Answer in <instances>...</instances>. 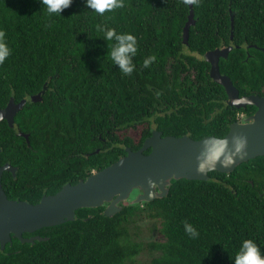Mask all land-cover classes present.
<instances>
[{
	"label": "trees",
	"instance_id": "16d2710c",
	"mask_svg": "<svg viewBox=\"0 0 264 264\" xmlns=\"http://www.w3.org/2000/svg\"><path fill=\"white\" fill-rule=\"evenodd\" d=\"M122 5L100 14L84 0H72L61 14H49L40 0H0V31L10 48L0 63V107L11 96L19 101L46 85L42 101L29 98L18 112V127L0 122V164L18 166L15 176L3 173L9 198L35 203L66 182L86 178L124 155L126 146L139 148L152 122L164 135L223 136L238 112L255 110L226 102L204 54L238 44L220 59L221 71L241 93L264 94V0H193L196 23L188 44V0ZM108 27L136 37L130 73L110 58L114 41L103 40L101 30ZM149 55L155 59L144 67ZM187 69L194 70L184 74ZM137 125V140L121 132ZM17 129L30 134V144ZM141 214L158 221L164 237L148 244L161 251L153 264H233L243 238L264 253V155L230 173L212 170L206 180H174L164 197L127 205L112 216L103 206L79 208L74 220L34 232L48 239L13 237L0 249V264H131L143 243L130 237L129 228ZM184 221L197 229L196 237L185 231Z\"/></svg>",
	"mask_w": 264,
	"mask_h": 264
},
{
	"label": "water",
	"instance_id": "95a60500",
	"mask_svg": "<svg viewBox=\"0 0 264 264\" xmlns=\"http://www.w3.org/2000/svg\"><path fill=\"white\" fill-rule=\"evenodd\" d=\"M188 2L190 12L183 29L185 44H188L190 27L196 23L193 0ZM233 31L234 14L231 13L232 34ZM231 48L217 47L205 52L210 63L209 75L225 88L228 104L236 107L252 104L257 108L252 114L233 121L223 136L164 135L154 128L138 149L127 147L126 153L116 161L75 183H64L56 192L42 195L35 203L8 197L2 182L3 173L10 171L16 175L18 167L10 162L0 164V249L12 243L13 237L31 243L48 239V236H25L24 233L74 220L79 208L103 206L104 214L112 216L127 205L164 197L174 180H206L212 170L230 173L241 163L264 155V95L240 96L231 77L220 71V57H226ZM30 99L40 100L41 92L31 95ZM26 102L27 98L16 102L10 97L7 104L0 107V122L6 120L14 126L16 113ZM21 135L28 137L29 134L22 132Z\"/></svg>",
	"mask_w": 264,
	"mask_h": 264
},
{
	"label": "clouds",
	"instance_id": "9594fccd",
	"mask_svg": "<svg viewBox=\"0 0 264 264\" xmlns=\"http://www.w3.org/2000/svg\"><path fill=\"white\" fill-rule=\"evenodd\" d=\"M72 2V0H40L41 5L49 14H61V10ZM85 5L103 14L106 9L122 7V0H84ZM103 40L114 41L110 49V58L118 66L122 73H130L133 70L132 56L136 54V37L129 32H117L114 28H102ZM10 54V48L6 42L5 34L0 31V63ZM155 59L149 55L143 60V66L147 67ZM185 231L192 237L198 235L197 229L189 222L184 221ZM233 264H264V253L251 238H243L239 243L234 256L231 258Z\"/></svg>",
	"mask_w": 264,
	"mask_h": 264
},
{
	"label": "rangeland",
	"instance_id": "374dc122",
	"mask_svg": "<svg viewBox=\"0 0 264 264\" xmlns=\"http://www.w3.org/2000/svg\"><path fill=\"white\" fill-rule=\"evenodd\" d=\"M186 52H188L187 49ZM121 132L124 134L128 133L137 140L141 135V125L134 126L128 130H122ZM129 229L130 237L143 243V248L135 255L131 264H153V260L160 256L161 251L152 248L148 244L164 239L160 232L159 222L141 214L130 224Z\"/></svg>",
	"mask_w": 264,
	"mask_h": 264
},
{
	"label": "flooded vegetation",
	"instance_id": "af4514ba",
	"mask_svg": "<svg viewBox=\"0 0 264 264\" xmlns=\"http://www.w3.org/2000/svg\"><path fill=\"white\" fill-rule=\"evenodd\" d=\"M234 32V31H233ZM233 35H234V33L232 34L231 33V35H230V37H231V39L233 38ZM227 46H232V48H231V50L234 48V47H237V46H239L238 44H236V43H233V41H231L229 44H223V45H221V46H218V47H220V48H224V47H227ZM247 46V45H246ZM254 46H256L255 44H254ZM215 48H217V47H215ZM214 49V48H213ZM208 50H210V49H208ZM230 50V51H231ZM263 50H264V48H263ZM230 51L228 52V55H229V53H230ZM188 52H189V50H188ZM195 54H197V53H195ZM197 55H199V54H197ZM228 55L226 56V57H224V56H221L220 57V59L223 57V58H227L228 57ZM248 55H249V53H248ZM204 58L206 59V57H205V54H204ZM192 71L194 70V69H191ZM191 70H189V69H187L185 72H184V74H189L190 73V71ZM220 71H221V68H220ZM222 72V71H221ZM223 73V72H222ZM223 74H225V73H223ZM227 75V74H226ZM229 76V75H228ZM230 77V76H229ZM232 79V78H231ZM234 83V82H233ZM234 85L238 88V90H239V94H240V96H243V95H247V94H258V93H241L242 92V90L234 83ZM45 88H46V85H44V88L42 89V90H40L39 92H37V93H40L41 92V99L40 100H37V101H42L43 100V93L45 92ZM225 89V88H224ZM226 92V91H225ZM37 93H34V94H37ZM33 95V94H32ZM226 95H227V93H226ZM260 95H264V94H260ZM12 97V96H11ZM31 96H29V97H24V98H27V102H28V100H29V98H30ZM16 101V100H15ZM31 101H33V100H31ZM16 102H18V101H16ZM26 102V103H27ZM226 102L228 103V96H227V98H226ZM25 106V105H24ZM23 106V107H24ZM234 106V105H233ZM248 106V105H247ZM247 106H245V107H247ZM245 107H241V108H244L245 109ZM239 108V107H238ZM256 106H255V110H256ZM21 110V109H20ZM19 110V111H20ZM254 110V111H255ZM18 111V112H19ZM253 111V112H254ZM18 112L16 113V115L18 114ZM253 112H247L246 110H243V111H241V112H238V114H237V116H236V119L235 120H238V119H241L242 117H244V116H247V115H250V114H252ZM16 117V116H15ZM234 120V121H235ZM232 123V122H231ZM230 123V124H231ZM152 129H151V132H152V130L154 129V128H157L156 127V124L155 123H153L152 122ZM10 126V125H9ZM11 127H18V125L16 124V120H15V125L14 126H11ZM158 129V128H157ZM22 132H24V133H28V132H25V131H22V130H20V129H17V134H19V135H21V133ZM29 134V133H28ZM30 135V134H29ZM28 135V137H25V136H23V135H21V136H23V137H25L26 138V140H27V143L28 144H30V136ZM127 147H130V146H126L125 147V149L127 148ZM131 148V147H130ZM132 149V148H131ZM138 149V148H137ZM97 150H99V148L97 149ZM135 150V149H134ZM12 164V163H11ZM18 167V166H17ZM18 170V169H17ZM94 171V170H93ZM17 173V172H16ZM15 176V175H14ZM44 194H47V193H44ZM44 194H42V195H44ZM32 234H37V233H31V235Z\"/></svg>",
	"mask_w": 264,
	"mask_h": 264
}]
</instances>
